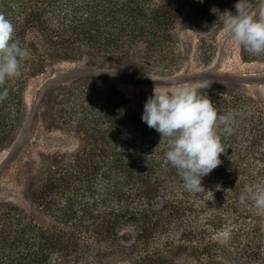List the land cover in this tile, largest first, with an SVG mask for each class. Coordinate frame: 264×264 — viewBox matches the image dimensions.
<instances>
[{
  "label": "trees",
  "instance_id": "16d2710c",
  "mask_svg": "<svg viewBox=\"0 0 264 264\" xmlns=\"http://www.w3.org/2000/svg\"><path fill=\"white\" fill-rule=\"evenodd\" d=\"M239 0H0L29 52L20 74L0 86V152L28 118L33 78L63 61L123 66L172 77L187 56L181 34L199 43L225 28ZM256 14L264 0H246ZM245 62H264L240 45ZM197 86L230 114L221 164L187 191L167 163V140L143 122L153 91L126 94L107 76L78 74L47 87L42 119L72 135L68 150L42 152L26 172L27 199L0 201V264H264V214L240 202L264 183V99L226 74ZM223 126H221V129ZM161 142V143H160Z\"/></svg>",
  "mask_w": 264,
  "mask_h": 264
},
{
  "label": "rangeland",
  "instance_id": "374dc122",
  "mask_svg": "<svg viewBox=\"0 0 264 264\" xmlns=\"http://www.w3.org/2000/svg\"><path fill=\"white\" fill-rule=\"evenodd\" d=\"M201 29L192 27L181 34L182 49L187 56L184 68L172 77L154 76L135 72L123 66H102L95 63L63 61L50 66L33 78L26 93L28 118L17 140L0 152V201L12 200L22 204L27 199L26 172L42 152L68 150L77 140L61 130H49L42 119L47 87L55 81L68 80L78 74L107 76L126 94L154 88L170 91L179 85L211 84L210 74H226L242 83L249 92L264 99V62H245L240 56V44L225 28L201 45ZM178 264H187L188 256L182 254Z\"/></svg>",
  "mask_w": 264,
  "mask_h": 264
},
{
  "label": "clouds",
  "instance_id": "9594fccd",
  "mask_svg": "<svg viewBox=\"0 0 264 264\" xmlns=\"http://www.w3.org/2000/svg\"><path fill=\"white\" fill-rule=\"evenodd\" d=\"M235 7L236 14L226 10L219 17L223 26L250 54L264 53V3L256 14L249 11L246 0H239ZM14 34L15 25L0 12V86L20 74L21 61L29 56ZM7 94V89L0 92V99ZM142 120L161 134V142L167 140L165 160L177 169L184 188L202 193V178L221 164L220 155L225 152L222 134L230 135L234 130L231 115L219 113L208 97L198 94L197 87L185 84L170 91L154 88ZM248 200L257 214H264V183L245 189L240 202Z\"/></svg>",
  "mask_w": 264,
  "mask_h": 264
}]
</instances>
